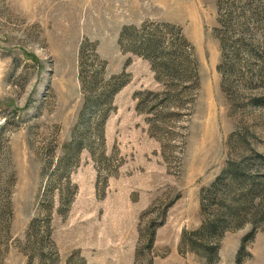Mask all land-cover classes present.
<instances>
[{"label":"rangeland","instance_id":"374dc122","mask_svg":"<svg viewBox=\"0 0 264 264\" xmlns=\"http://www.w3.org/2000/svg\"><path fill=\"white\" fill-rule=\"evenodd\" d=\"M125 27L160 37L153 67ZM258 154L264 0H0V264H264L251 226L190 243Z\"/></svg>","mask_w":264,"mask_h":264},{"label":"trees","instance_id":"16d2710c","mask_svg":"<svg viewBox=\"0 0 264 264\" xmlns=\"http://www.w3.org/2000/svg\"><path fill=\"white\" fill-rule=\"evenodd\" d=\"M143 29L145 28H123L119 43L122 46L124 39L128 38L127 51L147 60L153 67L158 60L156 58L165 53L161 50L160 37L155 35L157 33L154 31L153 36L151 33L143 36L140 34ZM165 68L170 69V65L166 63ZM124 77L125 75L114 77L108 82V92L104 94L106 104L127 85L126 81H121ZM254 167H258L257 170L264 167V155H254L250 162L230 163L205 191L206 196L201 199V206L206 220L190 243L192 248L200 249L208 259L216 255V243H219L225 233L251 226V232L241 242V251H244L248 240H252L257 231H264V174L260 172L254 175L252 172H257L252 170Z\"/></svg>","mask_w":264,"mask_h":264}]
</instances>
